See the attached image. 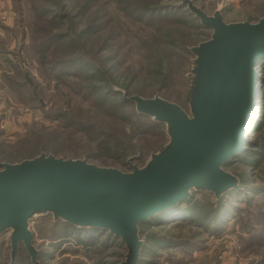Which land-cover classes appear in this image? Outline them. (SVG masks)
<instances>
[{"label":"rangeland","instance_id":"1","mask_svg":"<svg viewBox=\"0 0 264 264\" xmlns=\"http://www.w3.org/2000/svg\"><path fill=\"white\" fill-rule=\"evenodd\" d=\"M182 1L60 0L59 5L63 6L62 12H69L72 15L71 17L67 18L64 15L63 18H60L62 12L59 14L53 12L45 18L40 17L38 19L35 16L36 9L41 7L58 8L59 5H56V0H11L15 11L14 25L16 26V34L19 36L18 45L12 49L16 52L13 53L16 59L15 63L18 61L19 65L26 69L27 78L38 88L43 106L40 109L36 107L35 101L30 99L29 89L26 87L7 90L3 86V83L7 81H4L2 78L3 73L1 74L0 161L17 160L36 154L40 150L46 152L55 150L63 155H77L82 159L87 158L89 162L116 167L124 171L133 170V166L142 167L145 165L151 157V152L158 150L161 145L169 140L166 132H154L157 129H161V131L167 129L166 124H160L156 130H154L155 128H148L151 131L140 132L141 135L137 136L139 124L135 123L138 120L133 115L130 114L129 118H119L115 114L116 112L114 113V109L99 105L94 101L100 90H95V95L90 94L87 97L75 94L74 101L71 102L72 107L68 104L66 107V91L64 87L60 88V79L44 77L40 72L42 69L38 61L39 50L35 49L33 45L47 47V49H50L51 46L50 44H40V41L45 38L36 40L38 35L40 37L42 35L39 34L40 32L36 27L39 23H43L48 26L50 30L48 33L52 35V32L59 33L72 30V21H74L76 30L72 31L91 27L89 30L79 33L77 37L79 42H84L88 47L89 44L94 47L97 43L103 41V38L107 37V47H109L110 43H116V39H114L116 32L121 34L124 30L120 28V22L127 23L126 27L132 31L139 29L142 32H147L151 28L146 30L148 26L143 22L153 12L143 7L180 5ZM188 1H191L194 6L202 9L209 16L221 14L226 23L245 20L255 22L264 16V0ZM186 4V7H189V3ZM32 8H35V11ZM130 9H133L136 15L129 14ZM138 9L142 10L141 15L137 14ZM23 11L24 13H22ZM160 11L153 13V15L156 17L160 13L166 16V11ZM57 15L61 16L58 19H53ZM167 15L182 17L187 21V24L185 26V23H183L184 25L180 23L181 25L174 27L169 26V24L165 27L163 25L157 31V34L160 35L157 44L162 40L164 31H167V33L173 32L172 36L178 35L179 38H183L188 43L196 44L212 39L214 29L202 25L195 14H190L184 8ZM188 22L191 26L188 25ZM96 26L97 28L103 27L101 32L94 36L93 34L88 35L87 33L95 30ZM113 29L114 34L112 33ZM153 30H149L145 35L149 36ZM25 34H27L26 39H23ZM33 40L35 41L33 42ZM65 41L70 42L71 39L65 38ZM176 42L183 43L182 41ZM93 47L84 48L80 51L96 56ZM107 47L103 50H107ZM63 48H60L59 51ZM57 53L59 52L57 51ZM67 53L68 51L63 53L64 55L62 53H59V55L62 57ZM18 54L19 56H17ZM164 55L166 56L165 61L171 59L169 66L164 62L163 65L169 69L172 77L164 80L163 74L166 68L160 66L161 63L159 65L158 63L149 62L145 65L147 69L145 73L133 74L136 78L129 75L133 81L132 92L146 94L159 92L171 100L179 99L185 87L182 75L185 68L183 59L185 56L189 57V54L183 46L179 45L178 47H168L164 51ZM81 66L84 67L81 70H85L87 65ZM16 68L18 69L19 66ZM68 68L76 69L77 66L72 64L67 66L66 69ZM258 73V84L261 91L258 96L254 121L246 133L247 141L243 154L241 152L223 166L226 171L237 175L244 189L230 191L223 197L222 211L216 214V216H221L220 230L217 232L212 231L211 229L214 228L212 226L213 222L207 227L206 224H202L203 222H197V217L190 214L176 215L174 217L177 219L171 218L166 224H158L159 217H153L150 219L151 222L140 225V237L145 241L141 251L140 264H264L263 64L260 65ZM31 76H33V79ZM128 79L127 76H121L120 81L125 80L126 82ZM120 81L119 85H122ZM82 83L85 87L88 86L87 82ZM95 83H98V81ZM83 93L86 94V90ZM204 95L202 93L201 98ZM22 100H25L26 103ZM75 120L78 122L79 120H89L103 124V131L106 136H118L127 143L133 141L135 147H132L129 151L137 153L138 158L131 161L127 156H119L121 153L109 156L104 153L98 154L90 144L91 142L81 136L82 134L79 132L76 133L75 128L71 127L70 122ZM55 136L60 140H55ZM247 150L254 152L246 157ZM191 199L192 201L202 202L205 207L210 205L212 207L213 203L216 206L214 194L205 189L193 190ZM183 203L186 205V202ZM62 227V223L56 222L53 215L47 212H36L29 219V228L34 233L33 245L40 250L37 258L39 264H122V261L125 260L128 250L126 245L120 243V237H116L114 234L108 235V231L101 230L99 239L103 237L107 241V245L102 246L98 243L90 246L91 248H86L71 237L73 233L63 234L64 229ZM11 234V227L0 233V264H8L10 260ZM17 260L18 264H32L23 244L19 248Z\"/></svg>","mask_w":264,"mask_h":264},{"label":"water","instance_id":"2","mask_svg":"<svg viewBox=\"0 0 264 264\" xmlns=\"http://www.w3.org/2000/svg\"><path fill=\"white\" fill-rule=\"evenodd\" d=\"M187 2L201 24L214 29L212 39L194 49V115L174 102L135 96L141 112L167 121L171 141L147 167L133 166L131 171L52 154L4 162L0 231L12 227L13 252L23 241L36 258L30 215L49 208L68 220L108 228L128 248L122 264H136L141 220L183 201L195 186L220 193L236 183L223 166L243 149L254 121L261 91L255 66L264 60V16L255 22L226 23L221 14L209 16Z\"/></svg>","mask_w":264,"mask_h":264},{"label":"trees","instance_id":"3","mask_svg":"<svg viewBox=\"0 0 264 264\" xmlns=\"http://www.w3.org/2000/svg\"><path fill=\"white\" fill-rule=\"evenodd\" d=\"M60 0H56V5H59ZM186 0H183L180 5H167V6H157V7H143L146 10H151L153 13L157 11H166V13H171V12H177L178 10L185 9L188 11L190 14L194 15L197 19H201L196 15V13L192 12L189 7H186ZM133 6V5H132ZM136 6V5H134ZM33 11H35V8H32ZM58 9V10H56ZM63 9V6L60 4L58 8L51 9L50 7H41L39 9H36L35 11V16L40 19L47 17L51 13L58 12L61 13ZM132 16L136 15L133 9L129 10ZM24 13V11L22 12ZM62 17L61 15H57L53 17V19H58V17L63 18L64 15L69 18L72 15H70L69 12L64 13L62 12ZM148 16L146 21L143 22V24L147 25L148 28L146 30L154 29L151 31L149 36L145 35L147 32H142L139 29H136V31H132L128 29L127 23L125 22H120V28H123L124 30L122 31L121 34H118L116 32L115 38L116 43H110L109 47H107V37L103 38L101 42L97 43L96 46H90L88 47L85 45L83 42H79L77 40V37L79 36V33L84 32V30H89L91 27H87L86 29H78V31H72L76 30V27L74 25V21H72V30L68 31H63V32H52V35L49 34L50 30L48 29V26H46L43 23H39L36 27L37 30H39V34H42L41 37L38 35V38L36 40H44L40 41V44H50V49L44 48V47H38L37 45H33L34 48L39 50V66L42 69L40 70L41 74L45 77L48 78H53V79H60L61 81V86L60 88L65 89V100H66V107L67 104L68 106H71V102L74 101V95L75 94H80L83 97H87L90 94L93 96L95 95L94 92L95 90H100V93L98 94V97H96V100H94L97 104L103 105V106H108L114 109V113L119 116V118H129L128 116L131 114L133 115L138 122H135L136 124H139V127L137 129L139 130L136 135L140 136V132H145V131H151V128H156L162 124L165 123L167 126V129H157V131L154 132H166L167 136L169 137V140L167 143H164L161 145L158 150L151 152V157L145 165L142 167H147L150 162L152 161L153 157L155 154H162L165 152L169 146V143L171 141V137L168 131V123L165 120H162L160 118H157L153 115H149L147 113L141 112L138 109L137 105V100L134 98L135 96H139L144 99H152V98H160L164 99L170 102L177 103L180 105L189 116L194 115V92L196 89V71L195 67L197 65L196 58L197 54L195 53V47L200 45L201 43H188V41H185L183 38H179L178 35L172 36L173 32L167 33V31H164L162 33V40L157 44V41L159 40V34H157V31L161 29V27L165 26H179L183 23H185V26L187 24V21L184 20L182 17H170L169 15L166 14H158L156 17L153 15ZM19 14V13H18ZM137 14L141 15L142 10L140 9L137 10ZM21 19V18H20ZM18 21H19V16H18ZM22 21V19H21ZM137 21V20H133ZM181 23V24H180ZM74 25V26H73ZM184 25V24H183ZM188 25L191 26L188 22ZM102 26V25H101ZM103 28V27H102ZM101 27L97 28L95 27V30L88 32V35L93 36L102 30ZM115 28V27H114ZM22 33V31H21ZM24 33V32H23ZM56 33V34H55ZM76 33V34H75ZM112 33L114 34V29L112 30ZM51 35V36H50ZM24 38L26 39L27 34L23 35ZM146 36V38H145ZM51 37V38H50ZM74 37H76L74 39ZM65 38L71 39L70 42L65 41ZM94 38V37H93ZM109 40V39H108ZM35 40H33L34 42ZM176 41H182L183 43H177ZM63 45V46H60ZM162 45H165L162 47ZM183 46L185 51L188 52L189 57L185 56L184 57V72L182 73L183 75V82L185 87L183 88V94L179 96V99L177 100H171L169 98H166L162 94L155 93V94H146L142 92H132V78H136L133 74H142L147 71L145 65L148 64L149 62L155 64L160 63L164 66L163 62L166 63L168 66L171 62V59L166 60V56L164 55V51L168 49V47H175V46ZM37 46V47H35ZM65 47V48H63ZM94 48L96 56L89 55L87 53H83L80 50L84 48ZM107 47V50H103ZM60 48H63L61 51H59ZM110 50V52L107 53V51ZM65 53L68 51L67 55L62 57L59 55V53ZM12 53H16L13 50H11ZM79 52V53H77ZM163 54V57H162ZM19 56V54L17 55ZM191 56V57H190ZM20 60L21 57H19ZM18 60V57H17ZM18 63V61H17ZM14 63V70L13 73H8V72H3L2 78L4 81H7L3 83V86L9 89H21L23 87H26L29 89V97L32 101H35V105L37 108H41L42 102L39 97V92L38 88L35 84L32 83V81L27 78L26 75V69H23L19 63ZM72 64H75L77 66L76 69H71L67 68V66H70ZM264 65V61L262 62ZM261 64V65H262ZM15 65L19 66L17 69ZM81 65L86 66L85 70H81L82 67ZM165 67V66H164ZM164 74V80L170 79L171 72L167 67H165ZM56 72V73H54ZM124 73V75H122ZM131 77H130V76ZM121 76H127L129 77L128 81L125 82V80L120 81ZM33 79V76H31ZM98 83H95L97 82ZM119 81L122 82V85H119ZM82 82H87L86 84L88 86H84ZM57 85V83H56ZM99 87V88H98ZM11 90V91H12ZM86 90V94L83 93V91ZM21 101V100H20ZM25 102V100H22ZM30 101V100H29ZM28 101V105H29ZM38 103H37V102ZM18 103V102H17ZM21 103V102H20ZM26 103V102H25ZM23 103V104H25ZM72 107V106H71ZM128 109V110H126ZM116 110V111H115ZM118 118V117H117ZM141 118H144L141 120ZM77 122V123H75ZM72 125L71 127H74L76 130V133L82 134L86 140H89L94 147V150L99 154V153H104L106 155H115L117 153H121L119 156H127L128 159L131 161L134 159L138 158L137 153L131 152L129 150L132 149V147H135V143L133 141H129L128 143L121 137L118 136H112L108 135L106 136L103 131V124H99L97 122L89 121V120H79L78 121H72L70 122ZM102 128V129H101ZM150 128V129H148ZM1 134V133H0ZM74 134V132H72ZM104 134V135H102ZM75 135V134H74ZM73 136V135H71ZM137 138V137H134ZM57 136H55V140H58ZM60 140V139H59ZM57 150V149H56ZM244 151V150H243ZM243 151L240 153L243 154ZM248 151V150H247ZM246 152V151H245ZM244 152V153H245ZM254 151L249 150L245 156L253 153ZM239 153V154H240ZM56 155V156H63V157H73V158H79L77 155H63L62 153H59L55 150L51 151H44L40 150L38 153L30 155V156H25L17 160H5V161H0V166L4 162H19L24 159H29V158H34L40 155ZM238 155V154H237ZM87 159V158H83ZM229 162V161H228ZM227 162V163H228ZM226 164V163H225ZM232 174V173H231ZM236 178V183L229 185L226 189H223L220 193H216L215 191L208 189L203 186H195L191 189L190 195L184 199L183 201H180L176 203L173 206L168 207L167 209L160 211L151 217H148L146 219L141 220L138 223V236L139 239L142 241V245L139 250V255H138V261L136 264H140L141 259H142V249L144 247L145 241L140 237V225L146 222H151V218L153 217H159L158 219V224H166L167 221L171 218H175L174 216H182L183 214H190L196 216L197 222H203L202 224H206L205 226H210V224L213 222V229L212 231L217 232L220 230V218L221 216H216L217 213H221L222 208H223V197L227 195L228 192L230 191H237L239 189L243 190L244 187L242 184H240L239 178H237V175L232 174ZM241 185V186H240ZM200 189H205L207 191H210L214 194L215 196V205L214 203L211 207H205L202 202L199 201H192L191 196L193 190H200ZM183 202H186V205H184ZM212 204V203H211ZM216 207V208H215ZM36 212H47L48 214H52L54 220L57 222L62 223V228L64 229L63 234L68 233H73L71 234V237L78 243H81L84 247L86 248H91L90 246L94 244H100L102 246L107 245V241L102 237L101 239L99 236V232L101 230L108 231L109 234H114L116 237H120L116 235L115 233H112L108 228H105L103 226H91L87 224H81L78 222H74L71 220L66 219L62 215H56L54 212V209H37L31 212L30 218L33 214ZM162 219V220H160ZM177 219V218H175ZM162 221V222H159ZM10 228V227H9ZM12 228V227H11ZM8 228L2 229L0 233ZM68 232V233H67ZM33 242H34V233H33ZM120 243L123 245H126V243L121 239L120 237ZM21 244L24 245V247L27 250V253L30 257V261L32 264H39L38 261V256H39V251L37 249V255L36 258L34 259L32 256V253L27 249L23 241L19 242L18 248L15 252H13V246L11 244V252H10V260L8 264H18L17 260V254L19 252V248ZM127 248V246H126ZM128 250V248H127ZM128 253V251H127ZM127 253H126V258H127ZM125 258V259H126ZM123 262V261H122Z\"/></svg>","mask_w":264,"mask_h":264},{"label":"crops","instance_id":"4","mask_svg":"<svg viewBox=\"0 0 264 264\" xmlns=\"http://www.w3.org/2000/svg\"><path fill=\"white\" fill-rule=\"evenodd\" d=\"M14 17L15 11L11 0H0V76L3 72H13L14 63L16 62L11 52L19 42Z\"/></svg>","mask_w":264,"mask_h":264},{"label":"bare ground","instance_id":"5","mask_svg":"<svg viewBox=\"0 0 264 264\" xmlns=\"http://www.w3.org/2000/svg\"><path fill=\"white\" fill-rule=\"evenodd\" d=\"M262 61H263V60H261V62H259V64H257V65L255 66V67H256L255 70L258 71V69L260 68V65L262 64ZM257 82H258V80H257ZM257 84H258V83H257ZM257 102H258V101H257ZM256 106H257V105H256ZM247 136H248V135H247ZM245 145H246V142H245L244 146H245ZM243 150H244V147H243V149H242L241 151H243ZM241 151H240V152H241ZM240 152H238L237 154H239ZM237 154H235V156H236ZM235 156H234V157H235ZM160 211H162V210H160ZM160 211L155 212V214L158 213V212H160ZM153 215H154V214H153Z\"/></svg>","mask_w":264,"mask_h":264}]
</instances>
